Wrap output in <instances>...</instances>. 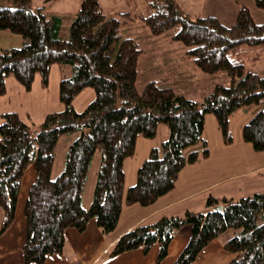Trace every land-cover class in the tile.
I'll return each instance as SVG.
<instances>
[{
  "label": "trees",
  "instance_id": "trees-1",
  "mask_svg": "<svg viewBox=\"0 0 264 264\" xmlns=\"http://www.w3.org/2000/svg\"><path fill=\"white\" fill-rule=\"evenodd\" d=\"M12 1L13 7L0 6V30L20 34L23 43L0 49V95L7 92L9 76L31 91L38 74L42 86H49L56 63L73 68L59 84L64 108L48 113L36 130L16 111L0 113V233L14 221L26 169L33 165L36 170L25 207V264H44L48 256L62 253L69 228L84 231L95 219L109 233L117 227L124 205L151 206L171 191L186 165L210 154L204 136L208 114H214L229 145L234 140L233 115L256 105L242 126V138L264 151V76L247 67L250 60L264 59V22L254 19L249 6L241 5L229 26L217 16L185 11L178 0H147L142 10L119 16H108L100 0H82L68 38H62L60 16L48 17L45 6H34V0ZM254 1L264 10V0ZM137 18L154 35L171 31L170 41L185 46V59L205 74L226 73L231 83H217L202 100H195L177 93L165 79L147 76L141 68L146 50L121 34L122 27ZM88 87L95 96L78 111L74 100ZM160 123L168 126L169 137L150 150L136 182L126 189L125 160L135 154L139 136L156 137ZM76 131L81 135L70 145L63 170L54 176L58 142ZM97 150L101 164L86 208L83 195ZM217 205L223 208L215 209ZM185 224L192 227L191 238L173 264H191L230 229L237 232L224 248L239 253L230 264H264V192L239 199L209 196L205 210L136 226L119 237L111 256L138 248L148 253L158 244L159 264Z\"/></svg>",
  "mask_w": 264,
  "mask_h": 264
},
{
  "label": "crops",
  "instance_id": "crops-1",
  "mask_svg": "<svg viewBox=\"0 0 264 264\" xmlns=\"http://www.w3.org/2000/svg\"><path fill=\"white\" fill-rule=\"evenodd\" d=\"M252 3L255 4L250 0L248 6L254 19L258 22H264V10L258 8L256 4L257 8L253 10ZM244 4L247 5L246 2L241 4L238 0L235 1V5L238 7L235 12L238 13L239 8ZM255 14H258V17ZM22 43L23 38L20 34L0 30V49L20 47ZM182 58L184 59L183 55ZM15 82L17 80L13 76L7 78V92L1 95L0 99L10 97L11 86ZM19 89L22 91L21 88ZM14 110L4 108L0 104V113ZM207 122L214 128L217 121L210 114L206 116L204 136L208 141L209 156L186 165L180 172L176 185L171 191L160 197L151 206L124 205L117 227L109 233H105L95 219L88 223L84 231L69 228L66 232V244L63 252L48 256L44 264H157L156 260L160 251L158 244H154L148 253H145L142 248H138L111 256V250L121 235L136 226L151 224L164 216L183 215L188 210H205L209 196L218 199L224 197L239 199L253 193L263 192L264 159L249 162L248 153H232L228 150V152L219 151L215 153L209 144ZM167 129L169 128L166 124L160 123L155 138L138 137L135 154L127 158L124 163L126 189L136 182L138 168L147 158L150 150L163 142L161 138L158 139L160 132L164 134L163 137L170 134ZM218 143L223 148L225 147L223 145H227L224 144L223 137L219 138ZM190 151L191 148L185 153L188 154ZM138 153L141 156L139 160L135 159ZM258 153L260 152L255 154L259 155ZM243 159L245 161H242ZM35 179L36 170L31 165L26 169L23 177L14 221L5 232L0 233V264H25L23 255V245L27 235L25 207L31 185ZM89 180L87 178V182ZM92 199L89 191L86 192L85 186L84 207L88 208ZM236 232V230H227L213 239L191 264H230L239 256V253L226 250L224 243ZM191 234V225H183L170 243L168 255L159 264H173L189 243Z\"/></svg>",
  "mask_w": 264,
  "mask_h": 264
},
{
  "label": "rangeland",
  "instance_id": "rangeland-1",
  "mask_svg": "<svg viewBox=\"0 0 264 264\" xmlns=\"http://www.w3.org/2000/svg\"><path fill=\"white\" fill-rule=\"evenodd\" d=\"M82 0H34V6H45L48 17L58 15L62 18V28L60 36L68 38L72 20ZM237 0H178L183 9L193 15H213L217 16L224 24L233 25L236 21L237 12L235 5ZM241 4L248 3L250 0H238ZM255 2L254 0H251ZM105 13L108 16H119L125 11H140L148 3L147 0H100ZM246 5V4H245ZM252 9L257 8L254 3L251 4ZM0 6H15L12 0H0ZM137 8L138 10H135ZM258 17V14H255ZM123 36H130L138 41L146 50L141 61V68L150 78H163L169 85L179 94L185 95L190 99L202 100L217 83L229 85L230 77L224 73L205 74L199 70L193 62L182 58L186 48L180 42L171 43L170 32L154 35L148 31L143 22L138 18L131 23H127L121 29ZM248 70L255 71L264 76V59L252 63H247ZM73 68L69 64L56 63L51 70L50 81L48 87L42 86L41 75H37L33 83L31 91L25 90L20 83L15 82L11 86L10 97L0 99L2 107L7 109H15L21 117L30 125L32 130H36L45 119L46 115L51 112L60 111L64 108V104L59 98V84L62 78L71 76ZM22 91H20V89ZM23 88V89H22ZM143 88V84L140 85ZM1 96V95H0ZM95 91L92 87L84 89L74 100V106L78 111H83L86 106L93 100ZM257 111L256 105H248L237 111L231 119V132L233 143L223 145L218 143L222 138L217 124L211 127L207 122V133L209 136V144L215 153L219 151H230L236 153H248L249 162H256L264 159V151H256L251 143L245 142L242 138V126ZM215 120L214 114H210ZM2 120H0L1 123ZM209 121V120H207ZM217 121V120H216ZM169 130V129H167ZM80 131L63 135L57 146L56 162L53 175H58L64 168L66 156L70 145L79 138ZM160 132L158 139L163 141L169 137V134L163 137ZM163 137V138H162ZM223 144V143H222ZM225 144V143H224ZM194 149L193 147L191 148ZM227 151V152H228ZM256 152L259 155H256ZM253 156V157H252ZM101 152L96 151L92 164L88 173L90 179L86 185V192L89 191L90 196L94 194L95 181L101 164ZM139 153L135 159L139 160ZM134 159V160H135ZM242 161H245L243 159ZM264 192V182L262 184ZM234 230V229H230Z\"/></svg>",
  "mask_w": 264,
  "mask_h": 264
},
{
  "label": "water",
  "instance_id": "water-1",
  "mask_svg": "<svg viewBox=\"0 0 264 264\" xmlns=\"http://www.w3.org/2000/svg\"><path fill=\"white\" fill-rule=\"evenodd\" d=\"M222 208H223L222 205H217V206H215V209H222Z\"/></svg>",
  "mask_w": 264,
  "mask_h": 264
}]
</instances>
